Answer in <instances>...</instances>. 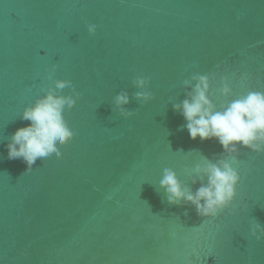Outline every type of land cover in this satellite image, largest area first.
<instances>
[{
	"label": "water",
	"instance_id": "1",
	"mask_svg": "<svg viewBox=\"0 0 264 264\" xmlns=\"http://www.w3.org/2000/svg\"><path fill=\"white\" fill-rule=\"evenodd\" d=\"M201 74L215 76L217 110L264 91V0H0V264H264L251 235L264 225V153L240 147L238 195L216 217L169 203L159 184L172 168L195 191L197 164L230 159L218 140H193L173 107ZM57 79L81 93L66 112L76 136L28 170L6 145L47 91L75 96Z\"/></svg>",
	"mask_w": 264,
	"mask_h": 264
},
{
	"label": "clouds",
	"instance_id": "2",
	"mask_svg": "<svg viewBox=\"0 0 264 264\" xmlns=\"http://www.w3.org/2000/svg\"><path fill=\"white\" fill-rule=\"evenodd\" d=\"M98 27L97 24L87 23L88 32L93 36ZM56 67L52 65V70L48 71L49 79ZM192 79L196 81L194 85L191 81H185L192 88L188 98L173 107L186 119L185 127L193 140H218L230 159H221L215 163L204 159L197 164L195 171L206 177V182L201 183L195 191L186 187L172 168L163 170L159 184L165 189L169 203L190 204L200 216L216 217L222 210L230 208L238 195L241 176L234 165L239 164L237 157L240 147L264 153V91H249L217 110L216 104L209 97L211 82L215 76L201 74ZM149 82L150 78L143 76L134 81L142 89L136 93L138 99L147 101L153 98V93L147 90ZM221 83V94H231L233 89L229 78L223 77ZM65 87H69L75 96L57 95L54 90H49L34 104L24 108L21 119L29 123L17 128L12 134L6 145L8 159L22 158L30 170L37 158L63 157L61 146L68 144L76 136V132L68 124L66 112L76 106L77 99L81 96L70 80L55 81L56 89ZM129 102L130 97L126 92L116 96L115 103L126 118L133 115L124 108ZM199 182L193 179V183ZM251 235L258 241L264 240V225L256 223Z\"/></svg>",
	"mask_w": 264,
	"mask_h": 264
}]
</instances>
